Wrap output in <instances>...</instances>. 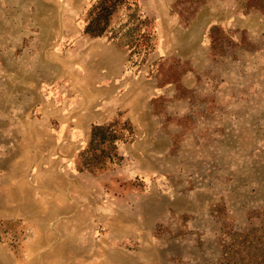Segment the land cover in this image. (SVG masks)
<instances>
[{"label":"rangeland","instance_id":"374dc122","mask_svg":"<svg viewBox=\"0 0 264 264\" xmlns=\"http://www.w3.org/2000/svg\"><path fill=\"white\" fill-rule=\"evenodd\" d=\"M93 1L0 0V264L264 251L263 11L131 0L91 37ZM115 119L120 159L80 169Z\"/></svg>","mask_w":264,"mask_h":264},{"label":"trees","instance_id":"16d2710c","mask_svg":"<svg viewBox=\"0 0 264 264\" xmlns=\"http://www.w3.org/2000/svg\"><path fill=\"white\" fill-rule=\"evenodd\" d=\"M244 7H256L264 13V0H239ZM131 0H94L86 11L83 32L91 37L100 36L108 30L112 17L121 7L130 8ZM145 25L148 19L141 21ZM215 25L209 29V37L212 40ZM144 33V32H143ZM149 37V32L144 33ZM148 44L145 45V49ZM131 132V127L126 120L115 119L105 124H93L90 130L89 140L85 148L79 153L81 160L80 169H102L107 162H115L120 159L116 151V143ZM243 248H245L243 246ZM219 264H264V251L253 254L250 251L242 253L239 247L233 249L230 255H225Z\"/></svg>","mask_w":264,"mask_h":264}]
</instances>
